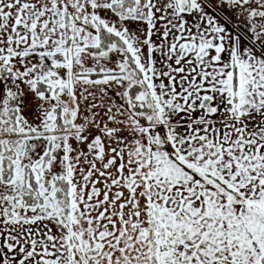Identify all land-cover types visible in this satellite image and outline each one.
<instances>
[{"label":"snow or ice","instance_id":"1","mask_svg":"<svg viewBox=\"0 0 264 264\" xmlns=\"http://www.w3.org/2000/svg\"><path fill=\"white\" fill-rule=\"evenodd\" d=\"M0 264H264V0H0Z\"/></svg>","mask_w":264,"mask_h":264}]
</instances>
